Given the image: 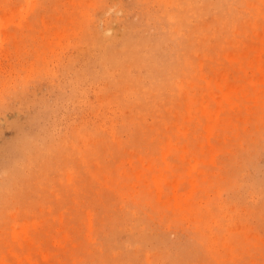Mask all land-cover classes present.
I'll return each instance as SVG.
<instances>
[{
	"label": "rangeland",
	"instance_id": "obj_1",
	"mask_svg": "<svg viewBox=\"0 0 264 264\" xmlns=\"http://www.w3.org/2000/svg\"><path fill=\"white\" fill-rule=\"evenodd\" d=\"M0 181V264H264V0H0Z\"/></svg>",
	"mask_w": 264,
	"mask_h": 264
},
{
	"label": "bare ground",
	"instance_id": "obj_2",
	"mask_svg": "<svg viewBox=\"0 0 264 264\" xmlns=\"http://www.w3.org/2000/svg\"><path fill=\"white\" fill-rule=\"evenodd\" d=\"M165 1V4H167L169 1H172V0H164ZM206 6H207V2L206 1H203L202 4H199V5H196V6H189V5H186V2H184V7H183V14L184 16L186 15H191L193 14L194 12H197V13H202V16H201V21H200V26L201 27H206L210 22H217L219 25H222V17L221 15H218V16H215V17H211V16H207L206 14ZM167 8V6H164ZM166 8H164V10L166 11ZM163 11L162 13V17L167 19L168 16L166 14V12ZM246 26H249V23H244ZM175 28H178V25H175ZM97 38H98V41H101L103 38L100 37L99 35H97ZM126 45H129L128 43ZM189 48V45L187 44L186 46V49ZM125 46L123 47V50H125ZM114 48H109L105 54L103 55V57L110 61L113 65H117L118 67H122L123 69H125L128 61L126 59L124 60H117L116 57H114ZM119 50V49H117ZM182 57V56H181ZM180 61V59H179ZM155 64V67L158 69L159 72L163 73V77L161 78V82L158 83V86H161L162 83H165V82H169L171 80H173V77H174V69L172 67V69L170 68H167L166 66H161L159 63H154ZM121 69V68H120ZM164 72H166L167 74H169L170 76H167ZM116 81V80H115ZM117 82V81H116ZM109 95H114V93H111ZM112 97V96H111ZM179 98V97H177ZM181 103L182 100H176V97L174 98L173 100V105L172 106H168L169 109L168 110H172L175 108V106H177L178 103ZM170 104V103H169ZM142 130H137L134 134V139L135 140H138L141 136H142ZM23 155V154H22ZM36 153L34 152H27L25 153V156H26V159H25V162H27L28 164H23L20 160V156H21V153L19 155H17V158H15L14 160L17 159V162L18 163H13L12 164V168L16 171H14L12 173V177L14 179H16L14 176L16 175L18 177V175H23L25 173H27L29 171V169L31 168V165H29L32 160L36 157ZM41 163H45L46 162V159L43 158V159H40ZM38 172V171H36ZM18 181V180H17ZM3 181H0V184L2 183ZM25 183H28L27 180L24 181ZM259 190H263L264 191V184L260 186ZM1 193V191H0ZM132 216L134 217L135 219V223H132L130 222L129 220H126L124 219L122 222H123V226L125 228V230L127 232H129L130 234V238L132 240H134V236L136 235V233L138 232H141L143 231V228H142V223H143V219L142 217H139L136 213V211L134 213H132ZM137 252H134L133 254H135ZM119 264H139V262H135L133 258L131 257H127L125 256L124 259H122L120 261Z\"/></svg>",
	"mask_w": 264,
	"mask_h": 264
}]
</instances>
